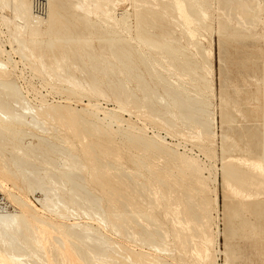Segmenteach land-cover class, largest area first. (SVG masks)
<instances>
[{
    "label": "bare ground",
    "instance_id": "obj_1",
    "mask_svg": "<svg viewBox=\"0 0 264 264\" xmlns=\"http://www.w3.org/2000/svg\"><path fill=\"white\" fill-rule=\"evenodd\" d=\"M91 1L92 6L87 4V0H48L47 15L36 20L32 15V0L4 1L7 5L13 4L10 11H13V21H10L13 26L10 38L6 41L8 45L13 48L14 42H18L24 46L23 38L26 37L34 44L44 37L62 38V43L59 45L62 58L56 62V65H65L68 73L66 80L69 81L67 94H80L78 90H82L83 94L94 93L111 99L116 106L106 108L97 101L96 103L88 101L86 105L81 103V108L77 110L70 103L47 104L44 99L46 104L31 105L29 104L31 102L25 101V96L23 97L16 80L9 77V60L12 58L4 60L0 55V188L4 189L6 191L4 194L9 197L4 196L6 202L0 205V264H38L39 260L43 264H57V254L67 264H176L173 256L175 251L181 256L184 250L192 251L193 264H218L216 255L220 250H215L216 246L213 247V244H218L219 230L213 231L207 226L211 224V219L216 220L218 217L210 212L211 203L214 202L215 205L218 203L216 188L214 187L212 193L209 187L210 180L214 183L217 181L215 169L204 166L208 171V176H205L196 156L177 151L175 147L167 145L170 143H166L165 137L157 130V133L148 135L142 123V126H138L121 115L128 113L130 117L135 115L137 119H140L141 115H147L159 122L164 130L166 127L173 132L179 130L180 133V126L170 115L176 108L185 127L192 129L191 125L187 124L191 121L198 125V131L192 129L195 139L199 142L196 146L207 156L209 151L202 139L211 141L214 136V127L210 118L212 103L208 98L211 87L207 84L208 78L205 72H201L202 69L204 71V67L202 68L198 60H195L186 49L173 25L179 26L183 34L189 29H194L196 32L198 28L208 30L210 27L208 18L211 15L209 9L213 3L211 0H158L157 2L125 0L128 2V7L120 8L119 11L117 5L122 0ZM257 5L258 0H218L220 15L222 10L234 16L241 14L248 22L257 21L253 16V12L258 11ZM93 11H102L103 16H99L96 20L92 19ZM79 23L90 31L86 33L87 29L82 30L78 26ZM221 23L225 22L221 20ZM224 26L227 28V25ZM91 30L103 31L102 35L110 37L106 41L105 49L95 48L90 39ZM188 38L186 37L187 41L191 39ZM199 39L196 38L192 43H195L209 67L211 64L208 54L205 55L207 48L203 46L205 42L202 44L197 41ZM50 41L48 46L52 48L54 44ZM194 48L193 50L196 51ZM13 50H17V47ZM19 54L23 55L21 56L23 59L31 61L25 53ZM31 56L39 58L42 53L31 51ZM74 67L78 68L82 75L88 73L89 76H75ZM49 68L54 71L52 66L49 65ZM100 73L105 75L104 80L101 79L103 76L101 78L98 76ZM132 80L137 82L135 86L131 85ZM43 82L53 83L50 80ZM137 91L141 92V96ZM71 101L74 102L73 99ZM144 107L146 113L143 112ZM63 108L69 111L68 113L66 111L65 116L71 115L75 122H80L78 127L75 126L82 131L81 134L79 131L76 132L80 139L77 138L80 141L78 143H81L83 149L96 160V164L100 162L99 167L102 164L106 169L113 171V174L111 172L108 174L111 175L110 178L107 173L104 174L107 180L113 177L115 182L119 183V187L111 185L109 186L111 189L106 188L107 186L100 180H96L94 174H91V179L95 177L93 182L94 180L97 184L99 182L98 186L106 192H103V195L97 193L99 187L95 186L97 192L93 190L94 184L91 181L93 185L89 186L90 183L84 174V162L73 153L74 144L69 143L70 138L68 140L64 137L66 133L62 136L55 134L58 124L56 126L47 124V119L54 120L52 121L54 124L56 119L54 112L58 110L59 113ZM95 111L101 112L107 120V127L105 125L107 129L103 131L101 127L100 130L106 140L99 138L98 142L89 139L96 136L99 124L103 125ZM64 114H58L57 117H64ZM111 122H115L114 126L117 124L118 128L113 129ZM61 124L64 125V122ZM66 124L68 125L67 122ZM169 133L167 131V134ZM181 134H185L188 139L193 138L186 132ZM28 136L29 141L25 142ZM116 137L120 142H127L126 148L129 150L124 147L122 149L119 145L121 148L114 146ZM170 145L178 147L180 143ZM97 148L104 158L96 157ZM121 149L129 152L132 168L136 165L135 170H128L125 161H121ZM58 155L63 158L70 155L73 161L72 158L71 160L68 158L71 163L58 162ZM259 156L264 158V148ZM121 158L123 159L122 156ZM240 158L244 161L243 184L249 190H255L248 191L246 199H260L261 195H264L260 189L263 185V162L261 159H248L244 156ZM37 159L44 164H37L35 161ZM231 164L232 162L227 161L223 165L225 174L230 171L227 169ZM142 167L145 168L146 173L143 172ZM104 170L103 172H106ZM103 172L99 175L101 181ZM87 173L89 174V171ZM6 180H9V183L11 181L13 187L18 186L17 190L13 189L17 192H14L12 187L6 186ZM35 193L41 194L39 207L34 205L35 203L27 195L34 196ZM209 193L212 194V198ZM105 196L106 203L108 202L106 206L111 210V214L105 213L102 204ZM9 203L14 205L13 208H9ZM61 210L71 212L72 216L81 210L90 220L94 218L99 226H93L90 223L93 222L92 220H77L76 217L70 221L71 217ZM161 211L164 219L166 217L170 222L171 231L175 233L173 239L170 238L172 232L169 233L164 223L159 220L158 215L162 213ZM51 213L57 214L59 219L66 221L59 219L57 221L55 217L53 218L56 221L50 220L48 216ZM206 222L209 223L206 225ZM93 223L95 224V221ZM104 228H107V232L111 229L110 231L116 235L123 236L125 242L127 239L132 243L131 246L126 244L127 242L115 240L114 234L113 239L109 236L110 232L105 233ZM194 239L200 240V244Z\"/></svg>",
    "mask_w": 264,
    "mask_h": 264
},
{
    "label": "rangeland",
    "instance_id": "obj_2",
    "mask_svg": "<svg viewBox=\"0 0 264 264\" xmlns=\"http://www.w3.org/2000/svg\"><path fill=\"white\" fill-rule=\"evenodd\" d=\"M1 1L2 0H0V21H1L0 22V43L2 42L3 44L2 43L0 44V55H2L1 58L4 60H9L10 57L12 58L9 60L10 64H9V73L8 74H9V77L14 78L16 80V84L19 85V86L18 85L17 86L22 91L23 97L25 96L24 97L25 101H27L28 103L31 102L29 104L34 105V106L37 104H46V103L47 104L48 103L49 104L50 103H61V105L70 103V105L72 107L76 108L77 110L81 108L80 107L81 103L86 105L88 101H90L91 103H96V101H97V103H99L102 107L106 106V108H113L116 106L115 102L111 99H107V98L102 97V96H97L94 93H87L86 92L83 94L82 90H78L80 92V94H82V95L76 94V93H71L70 94L71 96H70L69 94H67L66 91H68L67 89L69 86V81L66 80V78H68V73L65 69V65L64 64L56 65V62L61 60V58H62L60 55L61 48L59 47V45L62 43V38L57 39L53 36L44 37L43 40L44 39L47 40L46 43H45V40L43 41L42 39H40L39 41H37L34 44V42L30 41V39H28L26 37V39L23 38V42H25L24 46H21V44H19L18 42L17 43L14 42L13 48L16 49V47H17V50H13L12 46L10 44L8 45L6 42L7 39L10 38L11 29L13 26L12 22H10L11 20L13 21V18H12L13 17V11L10 12L13 4L11 5V3H8V5H7L6 2H8V1H6V2H4L5 0H3L2 2ZM84 1H86V0H84ZM90 1L91 0H87V4L89 6H92V1L91 2ZM153 1L157 2L158 0H153ZM211 2L213 3V6L209 9V13H211L210 17L208 18V24L210 25V27L208 29L209 31L207 30V28L203 29L204 31L206 30L205 31L206 33L202 30V28H198L197 32L194 29H189L185 34H183L182 31H180L179 26L173 25V27L176 29L177 35L180 36L182 43L184 42L183 44L186 47V49L194 57L195 60H198V63L201 65V67L202 68L204 67V71L202 69L201 72L202 73L205 72L204 74H206L205 76L208 78L207 84L211 87V90H210L211 92L209 91L210 94L208 95V98H209L210 102L212 103V106L210 107L212 115L210 114V118L212 119V124L214 127L213 128L214 136H212L211 141H206V140L201 138L202 141H204L206 144L207 151H209L207 153V156L205 154L201 153L199 148L196 146V144L199 142L195 139V135H194V132L192 131V129L195 128L194 130L198 131L199 130L198 125L194 121H191V122H188L187 124H188V126L191 125L190 127L192 129L185 127V125L183 124V122L181 121V119L179 118V116L177 114L176 108H174V110H173L174 113L171 112L172 114L170 113V115L172 117H174L173 118L174 122L178 126H180L179 127L180 133H179V130H177V132L170 131L165 126H164L165 130H164V128H161V124L159 122L154 121L151 117H148L147 115H141L140 119L139 118L137 119V117L135 115H132L130 117V115L128 113H121V115L124 119L130 120L138 126L144 125V127H145L144 130H145L146 134H148V135H153V133H155L157 130V132H159L160 135L165 137L166 143L175 144V143L179 142L180 146H178V147L170 145V144H167V145L170 147H173V148L175 147L174 149H176L177 151H179L181 153L185 152V153L191 154L193 156H196L195 158L198 161V163L201 165V167L203 169V173L205 176H208V173H207L208 171L206 170V168H204V166L213 167L215 169L216 174H217V181L214 183L212 180H210L209 181V187H210L211 192L213 191L214 187L216 188L217 195H218V203L215 205L214 202H213V204L210 202L212 205L210 212H212V215L215 214L214 216L218 215V217L216 220L210 218L211 224L209 222H206V225L209 223L207 226H209L210 229H213V231H216V229L219 230L217 233V235H218L217 237L219 240L218 244L217 245L213 244L214 245L213 247L216 246L215 250H218V249L220 250V252H218V254L216 255L217 263L218 264H264V195H261L260 199H251V200L246 199V197H248V194H249L248 191L253 192L255 190H249V188L247 186H244V184H243L242 178H244V167H243L244 161L240 158V157L244 156L248 159H261L263 162V166H264V158L262 159L259 156V154L262 153V149L264 148V147H262V146H264V143H263L264 142V134H263V132H264V0H258V5H257L258 11L253 12V16L257 20L255 22L245 21L241 14L234 16V15L225 13L224 10H222L223 11L222 15H220V11L218 8V0H211ZM9 7H10V9H9ZM117 7H118L119 11H121L120 8L123 9V8L128 7V2L125 0H122L121 3L117 5ZM260 8H261V10H260ZM13 10H14V8H13ZM259 10H260V12H259ZM258 15H260V16H258ZM99 16L100 17L103 16L102 11H93L91 13L92 19L96 20ZM213 20H214V22H213ZM221 20L223 22H225L224 24L227 25L226 26L227 28H225L223 23H221ZM212 24H213V26H212ZM220 25H222V26L220 27ZM78 26L82 30L87 29L83 26L82 23H79ZM211 26L213 29L211 28ZM199 29H200V31H199ZM87 30H85L86 33L90 31V30H88V31ZM211 31H213V32H211ZM223 31L225 34L223 33ZM91 32L92 33L90 34V39L92 40L95 48L97 50H101V48L105 49V46L107 44L106 41L110 37L102 35L103 31L102 32H99V31L96 32V31L91 30ZM199 32H202L207 37L201 36L203 34H201ZM209 32L211 34H209ZM220 32H222L223 34ZM3 34H5V35H3ZM92 34H94V35H92ZM188 35H190V36H188ZM182 36H184V37H182ZM186 37L187 38L189 37L191 39L187 41ZM183 38H185V40ZM196 38L197 39L200 38L201 40L199 39L197 41L202 42V44L205 42L203 44V46L205 48H207L205 55L208 54L207 57H208V60L211 64L209 67H208V63H206V61H204L205 59L201 56L200 51L196 47L195 43L194 44L192 43V41L196 40ZM49 41L54 44V47L49 48V46H48ZM188 42H190V44ZM15 44H16V46H15ZM192 44L194 46H192ZM193 48L197 51V53H196V51L193 50ZM7 51H8V53H7ZM15 51H17V53ZM31 51H33L34 53L40 52V53H42V56L39 58L36 56L32 57ZM19 53H25L26 55H28L31 58L32 62L23 59L22 58L23 55H21ZM200 57H202L203 59ZM19 59H20V61H19ZM22 59H23V61H22L23 63H21ZM11 60H13L15 62H17V61H19V62H17V64H16L15 62H12ZM25 65H27V67ZM49 65L54 68V71L50 70ZM87 65L89 66V63H87ZM10 66L12 68H10ZM28 66H29V68H28ZM13 68H15V69H13ZM73 69L75 70V72H74L75 76H79V77L89 76L88 73H85L82 75L79 72L78 68H76V67H74ZM209 69H211V71ZM20 71H22V72H20ZM98 76L100 78L103 76V78H101L102 80H104V78H105V75L102 73H100ZM146 76H148V74H146ZM51 77H53L54 79H50ZM30 78L31 79L33 78V79L31 80ZM49 80L53 83H50V84L47 82H45V83L43 82L44 84L42 83V81H49ZM149 80H150V78H149ZM40 82H41V84H39ZM136 83L137 82L135 80L134 81L132 80L131 85L135 86ZM48 86H50V87H48ZM25 89H27V90H25ZM69 92H71V91H69ZM47 93H49V94H47ZM63 93H65V94H63ZM137 94L141 96L140 91H137ZM42 95H44V96H42ZM26 98H27V100H26ZM43 99H44V101H46V103H44ZM64 99H66V100H64ZM72 99L74 102L71 101ZM80 100H82L83 102H81ZM79 101H80V103H79ZM32 102L34 104H32ZM63 110L61 109L60 110L61 112H59V113H58V110L54 112V117H56V119L58 120L57 121L55 119L56 124H55V122L53 124L52 121H54V120L50 121L49 119L46 120L48 122L47 124L54 125V126H56L58 124L57 125L58 127L56 126L57 130H56L55 134L62 136V134L66 133L64 135V137H66L68 140L70 138L69 143L71 142L72 144H74L72 146L74 148L73 153H76L81 158V160L84 162L85 173H84V171H83V173L85 174V176H87L86 178H87L88 182L90 183L89 186L91 187L94 184L92 186L94 188H92V189L95 191L97 189L101 190V191L97 190L98 192L96 191L99 194L106 192L105 190H103V188H100V186H98L99 182H98V184L95 180L93 182V179L96 177V180L98 179L97 181L100 180V182H102L104 185L107 186L106 188H110L111 185H114V186L117 185L119 187L120 186L119 183L115 182L113 177H111V179L107 180V176H108V178H110V176H111L108 174L110 172H111V174H113V171L110 168L109 169L111 171L108 170V168L106 169V167H104L102 164H100L101 166L99 167L100 162L97 161L98 163L96 164L95 163L96 160L94 158H92V156L89 155L88 152L83 149V147L81 146V143H78V142H80L79 141L80 139L78 138V136L76 134L78 133V131L80 132V134L82 133L80 128H77L79 126L80 122L77 121L78 124H76L77 123V122H75L76 120L74 118H72L71 115H70L71 118L65 116L66 111H67V113L69 111L64 109V108H63ZM64 112H65V114H64ZM95 112L98 113V111H95ZM134 112L136 113V111H134ZM143 112L146 113L145 107L143 109ZM62 113L64 114V117H61L60 115H59L60 117H57L58 114H62ZM99 113L97 114V116L99 119L102 120L104 126L102 124H99L98 130H96V136L98 135L97 138H96V136L95 137L94 136L89 137V139L93 140L94 142H98L100 140L99 138L106 140L104 138L105 136L103 137L102 133H100V130L103 129V131H104V129L105 130L107 129L106 128L107 127V120L104 119L103 114L101 112H99ZM59 120L61 122H59ZM240 121H243V122H240ZM261 121H263V122H261ZM63 122H64V125H65V122H67L69 126L67 124L65 126L63 124H61ZM141 123H142V125H141ZM111 124H112L113 129L118 128L117 124H116V126H114L115 122L114 123L111 122ZM105 125H106V127H105ZM227 125H228V127H227ZM248 125H249V127H248ZM75 126H77V127H75ZM252 126H254L255 128ZM101 127H103V128L101 129ZM167 131L170 133L167 134ZM183 132L190 134L191 136H193V138L188 139V137H186L185 134H181ZM252 134H253V136H251ZM257 134H260L259 135L260 139H259V136H257ZM99 135H102V137ZM167 135H169V136H167ZM75 136H77L76 141H75ZM28 138H29V136L25 139L26 141L25 140L24 141L25 142L29 141ZM77 138L79 140H77ZM116 138H115L116 139L115 144H113L114 146H116L118 148L122 147V149L124 147V149L129 150L128 148H126V147H128L127 142H122V141L120 142V139L118 137H116ZM243 138H245V139H243ZM30 140L36 141V139H30ZM123 143H124V145H123ZM118 145L121 147H119ZM79 146H81V147H79ZM9 147L10 146H7V148H9ZM75 147L77 148V150ZM191 148L193 149V151ZM81 149H83L86 153ZM122 149H121L120 155L123 157V159L119 155L121 161L122 160H123L122 162L125 161V165L127 166V169L129 168L128 170H135L136 165L134 164L135 166H133V168H132L133 164L131 163L132 161H131L129 152L126 150L124 151ZM74 150H76V151H74ZM97 150L98 151H97L96 157L104 158V156H102L100 153V149L97 148ZM132 151L133 150H131V152ZM81 152H82V154H81ZM84 154H85V156H87V155H89V156L85 157ZM125 154H126V156H125ZM231 156H233V157H231ZM57 157H58L57 161L62 162V163L64 162V164L69 163V162L71 163V161H73V158L70 155H66L67 158L66 157H64V158L60 157L59 155ZM83 157L88 161L89 164H87V161ZM126 157H127V159H126ZM251 157H253V158H251ZM68 158L69 159L72 158V160L70 159L71 160L70 161V160H68ZM35 161L37 164L42 163L41 160H39V159H37ZM227 161L232 162V164H231V166H229V169H227L230 171H227V173L225 174V172H223V165ZM128 162H130L131 164ZM42 164H44V163H42ZM91 164H93L92 167H90ZM93 167H95V168H93ZM101 167H102V169H101ZM98 168H100V169H98ZM138 168L141 169L140 167H138ZM144 169L145 168H143L142 170H143V172L146 173V171ZM103 170L106 172H103ZM88 171H89V174L87 173ZM92 171H93V173H91ZM101 171L103 172L102 176L105 179V180H103V178H102V181H101V176H99L100 174H102ZM97 173H98V175H97ZM104 173L105 174L107 173V176ZM91 174L92 175L94 174V176H95V177H92V179H91ZM262 178H263V185L261 186L260 189H261V192L264 194V173L262 174ZM110 180H112V182ZM6 181H7L6 186L12 187V190L18 189V186L13 187L11 181H10V183L8 182L9 180H6ZM108 181L111 183H109ZM95 186H97L99 188H97ZM113 189L114 188H112V190ZM14 192H17V191H14ZM24 192H25V190H24ZM4 193H6V191L4 189L0 188V205H2L4 202H6V199L4 198V196L6 198H9L8 195L4 194ZM27 195L30 196L29 198L32 200L33 203H35L34 205H36L38 207L40 206V202H39V198H41L40 193H35L34 196L30 195V194H27ZM208 195H210L212 198L211 193H209ZM103 199H104V202L102 201V204H104L103 207H104L105 213L107 214V212L109 213L111 210H109L108 207L106 206V205H108V202L106 203V200H107L106 196H105V198L103 197ZM245 199L249 200V201H246ZM13 206L14 205L12 203H9V208H13ZM217 207L219 210L217 209ZM61 212L70 216L71 217L70 221L74 220L75 217L77 220H84V221L90 220V218L87 217V214H85L84 212H81V210L80 211L78 210V212H77L78 214L77 213L74 214L75 216H72L73 214L67 210H61ZM86 212L90 213L89 210H86ZM161 212L162 213H159V215H158L159 220L164 223V227L170 231L169 233L172 232L170 238H172V237L174 238L175 233H174V231H171V228H170L171 225L169 226L170 222L166 219V217L164 219L163 211H161ZM82 213H83V215H81ZM48 214H50V213H48ZM110 214H111V212H110ZM55 215L58 216L57 214H52V213H51V215H49L50 217L48 215L47 216L50 220H53V221H56V219H57V221H59V220L66 221L65 219H61V218L59 219V216L57 218ZM80 215H81V218L79 217ZM51 216H52V218L55 217L56 219L55 218L52 219ZM160 217H161V219H160ZM162 219L166 220V222H164ZM91 220L93 222L95 221V224L93 222H90L93 226H95V225H96L95 227L99 226L98 223H96V220L94 218H92ZM107 228H104V230H106L105 233L107 232ZM104 230H103V232H104ZM110 230L111 229H108V232H107V233L110 232L109 233L110 237L113 238V234H114L116 236V237L114 236L115 240L122 242V243L127 242L126 244H129V246H131L132 243H129L127 239L125 242V239L123 236L116 235L114 232H111L112 230L111 231ZM194 241L197 242L198 244H200L199 243L200 240L194 239ZM136 246L140 247L138 245H136ZM191 252L192 251H190V250H184L183 254L180 256V254L177 251H175V253L173 255L175 257V258L173 257L175 259V260L173 259L175 262L174 261L173 262L176 264H179V263L180 264H193L194 257H192L193 255ZM56 257H57V264H61V262H62V264H67L65 261L62 260L60 255L57 254ZM58 259H59V262H58ZM38 264H43V262L41 260H39Z\"/></svg>",
    "mask_w": 264,
    "mask_h": 264
},
{
    "label": "built area",
    "instance_id": "obj_3",
    "mask_svg": "<svg viewBox=\"0 0 264 264\" xmlns=\"http://www.w3.org/2000/svg\"><path fill=\"white\" fill-rule=\"evenodd\" d=\"M48 0H32V15L34 19H42L47 15Z\"/></svg>",
    "mask_w": 264,
    "mask_h": 264
}]
</instances>
